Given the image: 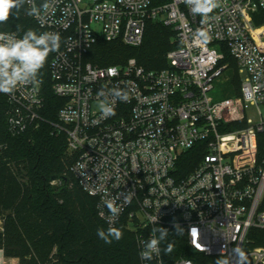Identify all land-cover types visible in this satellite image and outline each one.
I'll return each mask as SVG.
<instances>
[{
	"label": "built area",
	"instance_id": "obj_1",
	"mask_svg": "<svg viewBox=\"0 0 264 264\" xmlns=\"http://www.w3.org/2000/svg\"><path fill=\"white\" fill-rule=\"evenodd\" d=\"M33 2L39 7L45 0ZM48 2L46 13L32 17L41 33L61 37L50 77L63 104L55 121L42 114L46 98L38 78L0 93L9 105V133L18 136L49 122L52 134H65L70 171L97 199L98 215L108 227L104 201L134 193L112 226L125 223L135 232L139 253L153 228L179 226L195 251L222 255L227 264H264V245L251 246L250 239L251 229L264 230V159H258L264 131V0H219L204 24L186 0ZM150 21L175 32L177 46L167 53V67L148 70L135 57L106 66L87 59L100 40L140 46ZM226 52L245 77L238 95L213 100L215 81L229 67ZM114 88L129 100H116L115 115L104 118L99 92ZM247 103L257 107L259 122L247 118ZM5 146L0 141V160ZM195 149L201 152L197 162L189 155ZM122 202L123 197L116 200ZM140 263L195 264L185 257L166 263L162 247L160 256L140 257Z\"/></svg>",
	"mask_w": 264,
	"mask_h": 264
},
{
	"label": "trees",
	"instance_id": "obj_2",
	"mask_svg": "<svg viewBox=\"0 0 264 264\" xmlns=\"http://www.w3.org/2000/svg\"><path fill=\"white\" fill-rule=\"evenodd\" d=\"M19 11V18L10 15L0 30L16 32L20 37L32 29L41 33L32 16ZM175 32L163 23L150 21L143 43L138 47L121 41L100 40L87 59L97 65L123 64L135 57L146 69L168 66L167 53L177 43L171 39ZM50 53L38 79L42 82L46 103L42 114L50 121L57 120L63 99L51 87ZM224 62L232 69L233 85L240 92L241 78L235 59L226 52ZM9 105L0 94V141L6 146L0 160V249L5 257L18 259L19 264H141L135 232L125 223L117 226L123 237L105 244L97 236V228H108L98 215L97 199L86 193L70 171L72 157L67 152L65 134H52L49 122H42L24 134L12 136L6 121ZM258 159H264V131L259 133ZM189 155L197 162L201 152ZM194 162V163H195ZM53 178H56L53 180ZM58 181V185H52ZM169 230L161 244L166 263L185 257L195 264H226L222 255H207L190 247L185 232L176 235V228L159 225ZM251 246L264 245V230L250 231ZM166 244L172 245L169 254Z\"/></svg>",
	"mask_w": 264,
	"mask_h": 264
},
{
	"label": "clouds",
	"instance_id": "obj_3",
	"mask_svg": "<svg viewBox=\"0 0 264 264\" xmlns=\"http://www.w3.org/2000/svg\"><path fill=\"white\" fill-rule=\"evenodd\" d=\"M190 6L193 15L202 17L201 24L207 22L208 15L219 6V0H186ZM25 3L31 5L25 9L30 16L39 17L41 10L45 13L50 9L51 4L45 0L37 7L33 0H0V25L9 20L10 15L19 18V11L24 7ZM205 39L208 38L205 32L199 33ZM61 37L56 32H42L29 29L22 37L18 38L15 32L0 31V93H13L19 86L38 83V75L40 70L45 66V63L52 52L58 51L60 48ZM104 99L99 105L101 116L108 118L115 115L116 100L128 101L129 95L119 88H114L110 93L104 92L102 89L99 92ZM111 99H108V97ZM131 191L121 193L120 196L106 199L105 207L110 213L108 220L109 227L97 228V236L104 241L105 244H111L113 240L119 241L123 237L122 231L112 226L115 220L123 211V205L131 201ZM123 197V202L117 204L116 200ZM157 224V219L153 221ZM183 231L179 226H176V235H182ZM169 230L163 227H155L144 242L143 249L139 253L141 259L151 260L154 256H160L161 244L167 240ZM172 251V245L166 244L164 253L167 255Z\"/></svg>",
	"mask_w": 264,
	"mask_h": 264
},
{
	"label": "rangeland",
	"instance_id": "obj_4",
	"mask_svg": "<svg viewBox=\"0 0 264 264\" xmlns=\"http://www.w3.org/2000/svg\"><path fill=\"white\" fill-rule=\"evenodd\" d=\"M173 42L174 37L171 39ZM240 78L245 77V73H239ZM233 73L232 69L226 70L225 74L215 81V89L211 92V96L213 100L221 99L226 96L238 95L240 92H237V89L233 85ZM246 114L247 118L251 120L253 123H257L261 120V116L257 110V107L251 103L246 104ZM263 118H264V109H263ZM58 181H53L52 185H58ZM2 226V219H0V227ZM12 258L5 257L4 253L0 251V264H17L16 262H12ZM226 259V258H225ZM227 264V260H226Z\"/></svg>",
	"mask_w": 264,
	"mask_h": 264
},
{
	"label": "crops",
	"instance_id": "obj_5",
	"mask_svg": "<svg viewBox=\"0 0 264 264\" xmlns=\"http://www.w3.org/2000/svg\"><path fill=\"white\" fill-rule=\"evenodd\" d=\"M0 251L3 253V250L0 249ZM11 260H12V262L14 261V262H16L17 264H19V263H18V259L12 258Z\"/></svg>",
	"mask_w": 264,
	"mask_h": 264
},
{
	"label": "water",
	"instance_id": "obj_6",
	"mask_svg": "<svg viewBox=\"0 0 264 264\" xmlns=\"http://www.w3.org/2000/svg\"><path fill=\"white\" fill-rule=\"evenodd\" d=\"M56 178H53V180H55ZM177 219H178V217H177ZM192 250H194L195 251V249H192Z\"/></svg>",
	"mask_w": 264,
	"mask_h": 264
}]
</instances>
